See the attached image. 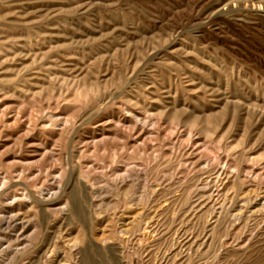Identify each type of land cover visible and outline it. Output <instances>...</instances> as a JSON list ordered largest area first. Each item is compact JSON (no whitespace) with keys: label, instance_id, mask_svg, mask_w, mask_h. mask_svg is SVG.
I'll return each instance as SVG.
<instances>
[{"label":"rangeland","instance_id":"rangeland-1","mask_svg":"<svg viewBox=\"0 0 264 264\" xmlns=\"http://www.w3.org/2000/svg\"><path fill=\"white\" fill-rule=\"evenodd\" d=\"M0 176V264H264V0H0Z\"/></svg>","mask_w":264,"mask_h":264},{"label":"bare ground","instance_id":"bare-ground-1","mask_svg":"<svg viewBox=\"0 0 264 264\" xmlns=\"http://www.w3.org/2000/svg\"><path fill=\"white\" fill-rule=\"evenodd\" d=\"M54 70H55V69H54ZM15 73H16V72H15ZM15 73H14V74H15ZM9 75H10V74H9ZM72 78H73V77H72ZM23 86H24V85H23ZM24 87H25V86H24ZM89 100H90V99H89ZM30 111H31V110H30ZM32 112H33V111H32ZM32 112H31V114H32ZM28 113H29V112H28ZM84 113H85V112H84ZM4 114H5V113H4ZM107 114H108V113H107ZM4 116H5V115H4ZM2 117H3V116H2ZM30 117H33V115H32V116L29 115L28 118H30ZM33 119H35V117H34ZM2 120H3V119H2ZM8 120H9V119H8ZM16 120H17V119H16ZM27 120H28V119H27ZM27 120H26V121H27ZM9 121H10V120H9ZM2 122H3V121H2ZM38 122H40V121H38ZM45 122H46V121H45ZM48 122H49V121H48ZM3 123H4V122H3ZM3 123H2V124H3ZM5 123H6V122H5ZM15 123H17V122H15ZM26 123H27V122H26ZM29 123H30V121H29ZM50 123H51V122H50ZM11 124H12V123H11ZM32 125H33V122H32ZM74 125H75V124H74ZM1 126H2V125H1ZM10 126H11V125H10ZM46 126H47V125H46ZM70 168H71V167H70ZM61 170H62V169H61ZM68 170H69V169H68ZM62 171H64V170H62ZM118 171H119V170H118ZM70 172H71V171H70ZM88 172H89V171H87V173H88ZM85 173H86V172H85ZM85 173H84V174H85ZM63 174H64V173H63ZM68 174H70V173H68ZM81 174H82V173H81ZM88 174H89V173H88ZM88 174H87V175H88ZM5 175H6V174H5ZM60 175H61V174H60ZM82 175H83V174H82ZM82 175H81V176H82ZM89 175H90V174H89ZM62 176H63V175H62ZM69 176H70V175H69ZM71 176H72V174H71ZM75 176H76V175H75ZM0 177H1V176H0ZM29 177H30V176H29ZM58 177H60V176L58 175ZM83 177H84V176H83ZM83 177H82V178H83ZM31 178H32V177H31ZM46 178H47V176H46ZM61 178H62V177H61ZM85 178H86V177H85ZM87 178H88V177H87ZM87 178H86V179H87ZM26 179H27V178H26ZM123 179H125V178H123ZM1 180H2V179L0 178V181H1ZM18 180H19V179H18ZM18 180H17V182H15V181H14V182H15L16 184H18ZM24 180H25V179H24ZM77 180H78V179H77ZM77 180H76V181H77ZM12 181H13V180H12ZM46 181H48V180H46ZM88 181H89V180H88ZM121 181H122V180H121ZM2 182H4V181H2ZM25 182H26V181H25ZM25 182H24L23 184H25ZM53 182H54V181H53ZM20 183H22V182H20ZM58 183H59V180H58ZM2 184H3V183H2ZM29 184H30V183H29ZM38 184H39V183H38ZM41 184H42V186H43V183H41ZM49 184H51V183H49ZM68 184H70V183H68ZM74 184H76V183H74ZM87 184H88V183H87ZM87 184H85V185H87ZM122 184H123V182H122ZM14 185H15V184H14ZM19 185H20V184H19ZM25 185H26V184H25ZM32 185H33V184H31V186H32ZM44 185H45V184H44ZM70 185H71V184H70ZM76 185H78V186L80 187V185H79L78 183H77ZM2 186H3V185H2ZM4 186H5V185H4ZM4 186H3V187H4ZM17 186H18V185H16V187H17ZM20 186H21V185H20ZM26 186H27V185H26ZM45 186H46V185H45ZM59 186H60V185H59ZM81 186H82V185H81ZM88 186H89V185H88ZM3 187H2V188H3ZM6 187H8V186H6ZM23 187H24V186H23ZM28 187H29V186H28ZM43 187H44V186H43ZM66 187H67V186H66ZM75 187H76V186H75ZM2 188H1V191H2V193H3L4 190H2ZM9 188H11V186H10ZM34 188H35V187H33V186L31 187L32 190H33ZM38 188H39V187H38ZM56 188H57V189H56ZM58 188H59L58 186L52 184V185H50L49 187L47 186L46 188H40V189H38V190H34V194H36V196H38V199H41V198H44V197H49V196H54V194H56V193L59 191ZM64 188H65V187H64ZM64 188H63V189H64ZM72 188H73V187H72ZM82 188H83V187H82ZM3 189H4V188H3ZM5 189H6V188H5ZM7 189H8V188H7ZM7 189H6V190H7ZM31 189H30V190H31ZM36 189H37V188H36ZM10 190H11V189H10ZM17 190H18V189H17ZM20 190H21V189H20ZM22 190H23V189H22ZM27 190H28V188H27ZM32 190H31V191H32ZM60 190H61V189H60ZM68 190H69V189H68ZM74 190H75V189H74ZM74 190H73V191H74ZM99 190H100V188H99ZM8 191H9V190H8ZM11 191H12V190H11ZM13 191H14V190H13ZM23 191H25V190H23ZM97 191H98V190H97ZM9 193H11V192H9ZM20 193H21V192H20ZM23 193L26 194L27 192H26V193L23 192ZM59 193H62V192L59 191ZM74 193H76V191H75ZM74 193H73V194H74ZM21 194H22V193H21ZM76 194H77V193H76ZM76 194H74V195L76 196ZM3 195H4V194H3ZM13 195H14V194H13ZM26 195H27V194H26ZM30 195H31V194H30ZM16 196H17V195H16ZM31 196H32V195H31ZM9 197H11V196H9ZM9 197H8V198H9ZM22 197H23V196H22ZM67 197H68V195H67ZM1 198H3V197H1ZM16 198H17V197H16ZM31 198H32V197H31ZM3 199H4V198H3ZM10 199H11V198H10ZM18 199H20V198H18ZM23 199H24V198H23ZM6 200H7V198H6ZM6 200H4V201H6ZM8 200H9V199H8ZM8 200H7V201H8ZM11 200H12V199H11ZM11 200H10V201H11ZM31 200H32V199H31ZM42 200H43V199H42ZM66 200H67V199H66ZM4 201H3V202H4ZM26 201H27V200H26ZM34 202H35V199H34L33 203H34ZM24 203H25V202H24ZM30 203H31V201H30ZM0 204H1V203H0ZM17 204H18V202H17ZM8 205H9V204H8ZM8 205H7V206H8ZM18 205H20V204H18ZM31 205H34V204L31 203ZM31 205H30V207H31ZM1 206H2V204H1ZM32 207H33V206H32ZM7 208H8V207H7ZM14 209H15V207H14ZM41 209H42V208H41ZM5 210H6V209H5ZM48 210H49V209H48ZM74 211H75V210H74ZM10 212L12 213V211H10ZM13 212H14V211H13ZM14 213H15V212H14ZM17 213H18V211H17ZM10 215H11V214H10ZM10 215H9V216H10ZM12 215L14 216V215H17V214H13V213H12ZM9 216H8V217H9ZM18 218H19V217H18ZM10 219H12V218L10 217ZM19 219H20V218H19ZM21 219H22V218H21ZM17 221H18V219H17ZM22 221H23V219H22ZM14 222H15V224H17L16 221H14ZM18 222H19V221H18ZM23 224H24V223H23ZM21 225H22V224H21ZM25 225H26V224H25ZM26 227H27V226H26ZM22 228H23V227L21 226V231H22ZM24 228H25V227H24ZM23 230H24V229H23ZM27 230H28V229H27ZM22 232H23V231H22ZM28 236H29V235H28ZM79 236H80V235H79ZM25 237H26V235H25ZM76 237H77V236H76ZM81 237H82V236H81ZM147 237H148V236H147ZM77 238H78V237H77ZM79 239H80V238H79ZM79 239H78V241H79ZM24 240H25V238H24ZM3 242H4V241H3ZM21 242H24V241H21ZM176 249H177V248H176ZM27 251H28V250H27ZM17 252H18V251H17ZM8 253H9V252H8ZM10 254H11V253H10ZM52 255H53V254H52ZM60 256H61V255H60ZM177 256H178V254H177ZM63 258H64V257H63ZM53 259H54V258H53ZM85 259H86V258H85ZM87 259H89V258H87ZM90 259H91V258H90ZM87 262H89V260H87ZM90 262H91V260H90ZM91 264H93V263H91Z\"/></svg>","mask_w":264,"mask_h":264}]
</instances>
